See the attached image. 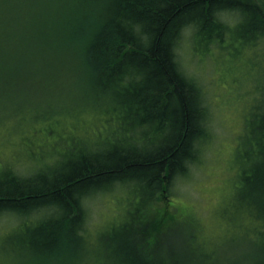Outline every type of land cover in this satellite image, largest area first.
Instances as JSON below:
<instances>
[{
  "label": "trees",
  "instance_id": "obj_1",
  "mask_svg": "<svg viewBox=\"0 0 264 264\" xmlns=\"http://www.w3.org/2000/svg\"><path fill=\"white\" fill-rule=\"evenodd\" d=\"M226 16L236 22L224 21ZM187 30L208 50L226 43L232 56L238 58L245 49L264 64V0H0V123L14 112L19 132L24 131L35 114L33 107L22 106L38 97L32 91L52 87L58 76L69 80L74 75L73 85L64 87L81 91L77 111L83 105L92 109L90 118L110 135L105 150L98 141L70 145L67 140L55 164L38 168L30 157L35 163L30 162L29 174L11 165L0 169V213L16 212L24 226L37 225L24 242V250L32 253L30 262L95 264L102 258L98 249L109 241L114 264H216L219 256L203 250L207 240L200 239L195 224L181 234V247L169 256L156 239L151 251L139 254L129 219L99 231L96 242L86 224L85 201L125 184H132L139 198L128 212L140 211L147 219L158 194L164 196L198 161L209 137L208 108L202 86L178 60ZM69 60L78 61L83 77ZM262 70L259 80L249 79L258 94L243 105L235 148L237 184L220 213L232 237L249 241L245 264H264V66ZM89 135L101 136V131ZM59 137L47 139L55 146ZM139 232L144 246V227Z\"/></svg>",
  "mask_w": 264,
  "mask_h": 264
},
{
  "label": "rangeland",
  "instance_id": "obj_2",
  "mask_svg": "<svg viewBox=\"0 0 264 264\" xmlns=\"http://www.w3.org/2000/svg\"><path fill=\"white\" fill-rule=\"evenodd\" d=\"M222 19L230 24L236 22L233 17ZM183 35L178 48V60L185 73L202 86L204 105L208 108V118L205 119L209 137L201 146L198 161L190 165L186 175L176 178L164 196L158 194L150 205L147 219L140 215V211L132 216L128 212L130 207L135 210L136 205L132 201L138 202L139 198L132 184H125L116 185L105 193L101 191L85 201L88 214L86 224L92 234L91 239L96 242L99 231H106L114 223L120 226L129 219L134 231L131 240L136 244L137 252L142 255L151 251L156 239L163 245L162 254L166 256L170 255L169 251L173 248L179 250L181 234L195 224L200 239L207 240L203 250L213 251V255L219 256L216 264H245L250 250L249 241L243 240L241 236L232 237L234 233L231 234L220 213L232 200L237 184L235 148L242 132L243 105L258 94L255 84L252 85L250 80H259L264 64L258 55L245 49L236 58L229 52V47H225L226 43V49L220 48V44H212L208 50L209 45L198 44L193 31L187 30ZM68 64L74 66L75 70L79 66L78 73L83 77L78 61L69 60ZM65 77L52 79L51 82L55 83L44 91H32L31 95L38 97L22 104L23 107L28 104L35 109L32 122L24 131L19 132L22 128L14 112L9 111L5 115L7 120L0 123V169L11 165L18 173L29 174L33 172L30 162L36 161L33 163L38 168L44 164H55L58 158H54L66 146L64 142L67 140L70 145L80 140L84 141L83 145L98 141L102 150L110 147L106 141L110 137L107 128L102 129L101 123L95 122L94 117L90 118L93 110L89 111L83 105L81 113L84 114L77 111L80 105L76 98L81 91L74 89L72 92L64 87L71 85V82L73 85L74 75L69 80H65ZM35 79L41 80L38 77ZM49 123L53 129L45 134V127ZM98 129L101 136L89 135ZM54 134L60 137L56 145L52 146V141L49 143L47 137ZM33 140L37 143L29 144ZM34 150L35 153L30 154ZM30 157L35 160L32 161ZM39 159L44 161L40 162ZM143 227L147 242L140 246L144 241L139 229ZM35 228L37 225L34 221L24 226L23 219L16 212L0 213V264H33L29 260L32 253L24 250V242L35 234ZM108 243L98 249L103 259H96L92 253L95 264H114Z\"/></svg>",
  "mask_w": 264,
  "mask_h": 264
}]
</instances>
